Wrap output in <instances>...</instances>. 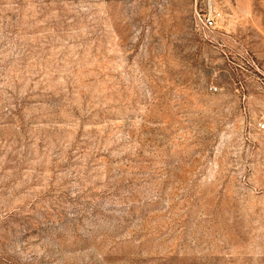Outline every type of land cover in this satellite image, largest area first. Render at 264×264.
I'll return each instance as SVG.
<instances>
[{"label":"rangeland","instance_id":"1","mask_svg":"<svg viewBox=\"0 0 264 264\" xmlns=\"http://www.w3.org/2000/svg\"><path fill=\"white\" fill-rule=\"evenodd\" d=\"M259 123L264 0H0V264H264Z\"/></svg>","mask_w":264,"mask_h":264},{"label":"built area","instance_id":"2","mask_svg":"<svg viewBox=\"0 0 264 264\" xmlns=\"http://www.w3.org/2000/svg\"><path fill=\"white\" fill-rule=\"evenodd\" d=\"M214 23H215V16L209 15V16L204 18L203 24L206 28L213 27ZM258 127L260 130H263L264 129V123H259Z\"/></svg>","mask_w":264,"mask_h":264}]
</instances>
